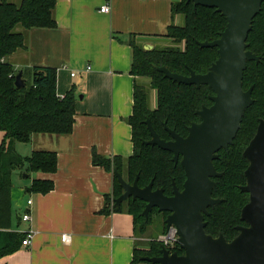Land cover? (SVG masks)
<instances>
[{
    "label": "trees",
    "instance_id": "obj_1",
    "mask_svg": "<svg viewBox=\"0 0 264 264\" xmlns=\"http://www.w3.org/2000/svg\"><path fill=\"white\" fill-rule=\"evenodd\" d=\"M57 0H21L19 4L8 0L0 1V258L17 251L26 233L12 230L13 208L11 191L15 171L26 173L41 171L54 173L58 169V153L53 150L36 149L30 155H22L17 143H29L35 134L68 135L73 131L76 115V90L70 89L64 97L57 92V68L35 66L33 83L19 88L16 85L18 71L8 61L13 53L26 47L24 31L31 28H55ZM183 16V24L175 21ZM227 18L215 7L195 6L194 1L172 0V23L164 35L172 43L164 47L146 49L135 35H131L133 51L131 73L137 78H148V83H135L133 114L128 118L132 126L134 152L129 158L121 156L108 158L94 150L93 162L114 173L117 166L126 181L133 183L139 175L141 187L154 180V189L164 188L165 194H173V181L183 188L186 180L184 167L173 161V153L157 145L145 143L151 138L146 123H151L161 138L170 140L166 125L182 136L188 135L192 122L199 121L197 113L203 105L213 104L214 94L209 85L178 83L159 71L155 65L166 66L171 71L190 75L206 73L219 57L218 47H201L198 41H213L220 37L227 26ZM248 37V49L258 56L259 61H248L244 72L243 87L253 86L250 107L245 111L241 127L228 149H221L214 164L220 177H215L213 197L223 199L220 204L209 207L205 215L208 234L218 237L223 234L228 241L240 231L238 226L247 225L242 220V209L249 202L250 195L241 189L247 182L245 171L249 160L244 150L257 132L264 119V2L261 11L254 18ZM20 72V71H19ZM24 78V74H23ZM155 91L156 105L151 106V92ZM181 160V159H180ZM54 189L52 180L34 179L27 193H48ZM124 192L114 175V191L106 195L104 214L128 212L134 217L136 236L145 234L151 227L166 231V216L169 211L156 207L146 218L142 214L146 202L130 197L120 206L114 207V198ZM150 231V230H149ZM159 236V235H158ZM149 241L148 248L134 251V263L152 264L141 256H158L162 244ZM184 254L177 245L173 252Z\"/></svg>",
    "mask_w": 264,
    "mask_h": 264
},
{
    "label": "crops",
    "instance_id": "obj_2",
    "mask_svg": "<svg viewBox=\"0 0 264 264\" xmlns=\"http://www.w3.org/2000/svg\"><path fill=\"white\" fill-rule=\"evenodd\" d=\"M106 4L110 11H100ZM55 17V28L21 30L26 47L8 61L23 74L35 66L57 68L58 94L76 90L74 128L68 135L35 134L29 143L16 144L25 156L36 149L56 151L58 169L14 172L11 229L31 227L22 215L32 197L36 234L31 246L0 258V264H136L135 249L148 247L138 242L132 214L101 212L114 191V173L94 164L93 152L108 158L133 155L128 118L139 78L131 73L129 42L131 35L144 47L171 41L164 35L172 23V0H57ZM34 179L52 180L54 189L27 193ZM64 234L70 242L62 240Z\"/></svg>",
    "mask_w": 264,
    "mask_h": 264
},
{
    "label": "water",
    "instance_id": "obj_3",
    "mask_svg": "<svg viewBox=\"0 0 264 264\" xmlns=\"http://www.w3.org/2000/svg\"><path fill=\"white\" fill-rule=\"evenodd\" d=\"M188 1H194L195 6L217 8L228 22L219 38L198 41L201 47H218L219 57L206 73L191 70L190 75H185L166 66L155 65L166 77L178 83L196 84L198 87L206 84L214 91L211 96L213 104L203 105L197 111L201 121L192 122L187 136L166 125L172 139H163L151 120H146L151 138L145 143L169 150L173 153V161L176 164L181 162L186 173L183 189L180 190L175 181L171 196L165 194L164 188L154 189V180L141 187L139 175L130 183L114 166V175L124 189L119 197L114 198V207L132 197L146 202L142 212L146 218L156 207L159 211L170 212L165 220L166 230L172 225L177 227L178 242L184 254L171 252L162 245L160 255L141 256L144 261L152 264H264V119L260 120L255 136L244 151L249 166L245 171L247 182L241 189L249 193L250 200L242 209V220L248 225L238 226L240 233L231 241L223 234L214 237L205 230V215L210 214L209 207L223 201L213 197L214 178L222 175L214 160L219 157L221 149H228L233 144L245 111L254 101L253 86L245 90L243 79L248 61H259L262 57L248 49L247 40L264 0ZM15 82L19 88L26 85L22 70Z\"/></svg>",
    "mask_w": 264,
    "mask_h": 264
},
{
    "label": "built area",
    "instance_id": "obj_4",
    "mask_svg": "<svg viewBox=\"0 0 264 264\" xmlns=\"http://www.w3.org/2000/svg\"><path fill=\"white\" fill-rule=\"evenodd\" d=\"M100 11L102 12H109L110 6L108 4L102 6L100 8ZM87 69H91V66H88ZM77 72L73 71L71 73L72 76H76ZM61 97H64V95H59ZM34 205V200L32 197L27 199V206L29 209H27L23 215L22 220L25 222L30 223L31 227H29L24 233H26V237L23 240L22 246L29 247L32 245L33 238L36 234V230L32 227V223L34 221L33 213H32V207ZM62 240L64 242H70L71 236L69 234H64L62 236ZM179 233L176 226L172 225L169 230H166L163 234H161L157 241L160 242L163 246L168 248L171 252H173V249L176 248L177 245H179Z\"/></svg>",
    "mask_w": 264,
    "mask_h": 264
},
{
    "label": "rangeland",
    "instance_id": "obj_5",
    "mask_svg": "<svg viewBox=\"0 0 264 264\" xmlns=\"http://www.w3.org/2000/svg\"><path fill=\"white\" fill-rule=\"evenodd\" d=\"M19 2H20V0L15 1V3H19ZM183 21H184L183 16L180 15V22L178 24H183ZM18 30L21 31V30H23V28L19 27ZM171 43H172V41H165L161 44L162 46H159V47H164V46L170 45ZM18 73H19V71H18ZM24 79L26 80L28 86L33 83V69H27L26 73H24ZM139 81H141L142 83H148L149 79L148 78H139ZM150 103H151L152 107H154L156 105L155 91L151 92ZM17 172H21V171L18 170ZM149 230L145 234L139 236L141 239L138 240V242L145 244V245H149L148 243L151 239L155 238L158 235L160 236L161 234H163L162 228H159V226H157V228L151 227ZM157 238H156V240H157Z\"/></svg>",
    "mask_w": 264,
    "mask_h": 264
},
{
    "label": "flooded vegetation",
    "instance_id": "obj_6",
    "mask_svg": "<svg viewBox=\"0 0 264 264\" xmlns=\"http://www.w3.org/2000/svg\"><path fill=\"white\" fill-rule=\"evenodd\" d=\"M211 105H212V104H211ZM199 118H200V116H199ZM200 121H201V118L199 119V121H196V122H200ZM171 139H172V138H171ZM244 151H245V150H244ZM218 155H219V154H218ZM218 158H219V157H218ZM218 172H219V171H218ZM179 189L182 190L183 188H180V187H179ZM171 195H173V194H171ZM171 195H170V196H171ZM169 213H170V212H169ZM169 213H168V214H169ZM168 214H167V215H168ZM166 218H167V216H166ZM247 225H248V224H247Z\"/></svg>",
    "mask_w": 264,
    "mask_h": 264
}]
</instances>
